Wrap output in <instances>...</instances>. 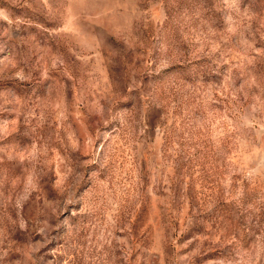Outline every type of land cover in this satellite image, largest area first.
I'll return each mask as SVG.
<instances>
[{
	"label": "rangeland",
	"instance_id": "obj_1",
	"mask_svg": "<svg viewBox=\"0 0 264 264\" xmlns=\"http://www.w3.org/2000/svg\"><path fill=\"white\" fill-rule=\"evenodd\" d=\"M0 264H264V0H0Z\"/></svg>",
	"mask_w": 264,
	"mask_h": 264
}]
</instances>
